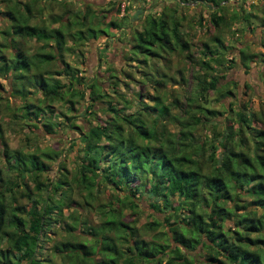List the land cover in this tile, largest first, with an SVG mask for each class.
Wrapping results in <instances>:
<instances>
[{
    "label": "trees",
    "instance_id": "1",
    "mask_svg": "<svg viewBox=\"0 0 264 264\" xmlns=\"http://www.w3.org/2000/svg\"><path fill=\"white\" fill-rule=\"evenodd\" d=\"M39 1L0 0L5 10L0 14L8 22L0 31L5 42L0 44V77H9L5 85L0 83V89L15 98L12 105L0 92V107L8 108L23 125L41 129L46 135L74 128L72 120L76 117L66 112L72 111L77 102L85 103L84 114L94 115L97 107L104 118L94 126L78 128L81 134L69 143L70 150L78 146L77 153L81 155L71 176L57 149L25 154L9 151L0 128L5 163V171L0 170L1 264H11L13 260L52 264L38 255L49 240L48 228L63 217V209L70 208L72 211L65 216L70 222L64 224L70 238L52 245L54 251L64 252L66 264H264V132L253 127L260 119L257 113L246 112L233 102L238 108L234 118L225 117V129L218 130L215 121L207 141L194 140L199 118L187 104L190 98L205 104L208 90L224 97H230L231 91L219 84L217 75H209L206 81L197 80L196 90L186 94L180 67L174 69L178 75L175 81L166 56L177 51L181 57L189 52L180 23L172 16L180 7L178 1L170 10L172 14H148L142 30H133L132 55L127 58L133 62L134 56L141 57L135 72L139 75L134 79L130 71L125 76L134 85L148 86L150 91L143 95L132 90L128 97L114 88L111 95L99 90L95 78L87 82L85 76H77L76 70L62 60L71 27L78 29L69 36L83 40L95 38L98 33L107 36L106 29L110 27L122 29L120 24L126 18L118 25L109 21L105 29L99 30L102 17L84 5L79 18L74 13L63 21L61 16L56 17L58 25L44 30L30 24L31 8ZM194 1L211 3L209 22L215 27L226 25L224 10L228 0ZM119 6L117 3V13ZM247 9L239 24L245 22L258 29V42L264 48V11L258 17L262 7L252 2ZM62 12L64 16L68 13L65 6ZM201 21L200 16L197 24ZM26 39H34L40 46L44 43L45 47L30 51L23 45ZM204 48L217 56L229 47L218 42L219 51L209 50L206 45ZM3 49L9 50V58ZM239 54L243 62H253L251 54L241 49ZM158 60L160 65L156 64ZM259 61L264 62V54ZM202 65L208 68L206 62ZM110 78L116 79L114 75ZM171 83L182 90L181 95L167 91ZM56 103L67 106L64 111L61 106L55 111L52 105ZM233 104L229 102V107ZM197 106V111L204 113V122L209 121L214 111ZM56 161V177H45L50 171L48 163ZM12 173L15 179L11 182L7 176ZM104 185L114 192L106 201L99 196ZM140 192L149 209L162 217L141 228L162 229L155 235L162 243L139 238L134 216ZM246 198H251L247 204ZM20 199H25L26 204L19 203ZM76 207L94 209L99 223L88 227L86 218L81 220L77 215ZM229 221L231 226L226 224ZM74 225L86 230L90 244L75 239ZM198 248L202 259L196 261L187 253Z\"/></svg>",
    "mask_w": 264,
    "mask_h": 264
},
{
    "label": "rangeland",
    "instance_id": "2",
    "mask_svg": "<svg viewBox=\"0 0 264 264\" xmlns=\"http://www.w3.org/2000/svg\"><path fill=\"white\" fill-rule=\"evenodd\" d=\"M27 1V0H23ZM64 1V0H63ZM41 0L38 4L31 8V18L30 24L36 25L39 29L49 30L48 28L56 27L58 19L60 17L63 20L70 14L74 13L79 18L81 13L80 10L83 9L84 5H88L91 11L96 15L102 17V25L100 28L105 29L104 25L109 23V21L115 22L117 25L120 24L123 17L126 21L122 25V29L110 27L106 29L107 36L104 34L96 35L95 38H85L83 40H76L69 36L73 34L78 27H71L68 35L65 38L66 51L63 52L62 60L71 67L72 70H76L77 76L86 77L87 82H91L95 78L96 87L105 91L111 95V88L116 89V91L123 94L125 97L130 95V92L140 91L143 95L147 91H150L148 86H143L141 83L134 85L125 76L127 72H134V79H138L137 63L141 57L134 56L133 62L128 60V55L131 51V47L134 44L132 40L133 30L141 31L143 28V19L146 15L156 16L158 13H170V10L176 8V2L178 1L180 7L178 11L172 14L178 22L180 23V30L183 33V39L189 45V52L183 56H179L177 51L168 54L166 59L170 63L175 81H178V75L175 72V68L180 67L183 69V76L185 79V84L183 91L187 94L188 91L196 90L197 80L206 81L209 75H217L219 77V84H225V88L231 91L229 96H216L214 91L208 90L206 92V103L197 100L196 97L190 98L187 104L193 114L199 118L198 125L195 127L194 140L195 141H207L210 137L208 130L212 129L214 124L218 130L225 129L226 120L225 117L234 118L235 109L240 107V109H245L246 112L257 113L259 121L253 123L255 129H261L264 132V62L259 61L260 56L264 54V48L258 42V29L248 27L245 22L239 24V20L244 15L245 11L248 9V5L252 2L258 5L262 9L259 12V16L264 11V0H228L227 6L224 12V19L226 25H219L218 27L213 26L209 22V12L213 10L212 4L209 2H203V4L196 2L194 0ZM120 3L119 12H116V4ZM241 5V6H240ZM68 10V13L64 16L62 12V7ZM123 7L129 10H124ZM239 7V8H238ZM243 9V10H242ZM3 9L0 3V12ZM235 12V13H233ZM211 14H213L211 12ZM218 15V13L216 12ZM202 17L200 24H197V18ZM234 17V19H232ZM8 25V22L2 18L0 14V31L3 30ZM239 25L241 26L239 30ZM100 26V24H99ZM218 39V40H216ZM220 40V41H219ZM4 37L0 35V44H3ZM23 42V40H22ZM21 42V43H22ZM218 42H222L225 51L222 55L217 54V56L210 55L206 52L207 49L219 51ZM5 43V42H4ZM106 44V46H105ZM7 45V44H6ZM24 47L30 51L36 50L41 46L45 47L44 43L40 46V43L35 42L34 39H26L23 43ZM104 47V49H102ZM102 49V53L99 52ZM239 49L245 51L252 55V60H247L243 62L241 60ZM4 56L9 58L10 53L8 49H3ZM218 53V52H217ZM100 55V56H98ZM144 59V56L141 55ZM217 57V58H216ZM147 60V59H145ZM149 61V60H147ZM206 62L208 68L203 67L202 63ZM161 61H157L156 64L160 65ZM59 66L60 63H59ZM142 69V68H141ZM114 75L116 79L110 78ZM197 77V79H195ZM9 79L8 76L0 77V83L5 85L6 80ZM64 81L63 77L58 78ZM111 86V87H110ZM109 87V88H108ZM8 91V88L5 87ZM167 91L173 93L175 96L182 94L173 83L167 85ZM3 97L7 99L10 104H15V98L10 96L9 92H4L0 89ZM192 92V93H193ZM88 91L85 92V94ZM4 101V100H3ZM182 102V101H181ZM229 102L233 104L229 107ZM4 103V102H3ZM85 104V103H84ZM83 103H75L73 110L67 115H72L76 117L72 122L74 123V128L64 129L62 131H55L52 134H43L41 129H36L34 127H28L22 124L11 111L5 107H0V128L3 136V141L5 142L7 149L9 151H18L20 153L44 151L46 149H57L59 151V157H63V163L68 175L71 176L75 173L76 163L80 160V154L77 153L78 146L73 147L72 150L69 148V143L72 142L74 138L79 136L80 127L94 126L96 122L102 121L104 116H102L100 111H97L95 107V114H84ZM83 105V106H82ZM105 104H99L98 106H104ZM197 105H201L211 111H214L212 116H210L209 121L204 122L202 117L204 113H199L197 111ZM59 103L53 104L52 109L59 111ZM67 105L60 107L62 111L65 110ZM247 115V113H245ZM61 120L60 118L57 119ZM205 123V124H204ZM169 129L175 130V126H170ZM2 146L0 144V170L5 171V163L1 157ZM218 157V154H217ZM57 163H48L50 166V171L48 174L44 175L54 179L57 175ZM7 179L11 182L15 179L14 174H8ZM45 182L46 179L42 177ZM30 188H31V184ZM104 187V188H103ZM100 189V199L106 201L114 196V192L107 186H103ZM21 188V187H20ZM246 198L245 203L249 202ZM21 204H26L25 199L19 200ZM136 202L139 208L135 210V227L139 231V238L147 241L148 243H162V240L155 236L162 229L157 228L155 231L142 229L141 227L145 223H149L154 219L161 220V216L157 212H152L147 202L145 201V195L141 192L137 194ZM231 205H228V207ZM252 208V207H250ZM73 208L63 209V217L55 222L48 228L49 240L42 245V249L39 252L38 257L40 259H50L52 264H66V257L64 252L54 251L52 245L63 242L65 239L70 238L69 233H65V223L70 221L67 219V213L72 211ZM77 215L80 219L86 218V224L88 227H94L99 223L97 212L92 209L90 211L86 209H80L76 207ZM259 211H256V214ZM128 221H131L130 219ZM227 226H231V221L226 222ZM74 231L72 232L74 236L86 242V244L91 243V238L86 234V230H81L78 225H74ZM228 230V229H227ZM83 231V232H82ZM72 235V234H71ZM125 246H122L124 250ZM192 256L196 261L202 259V251L198 248L194 252L187 253ZM165 258V257H164ZM11 264H24L23 261L13 260ZM1 264V262H0ZM202 264V263H201Z\"/></svg>",
    "mask_w": 264,
    "mask_h": 264
}]
</instances>
